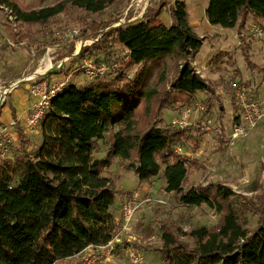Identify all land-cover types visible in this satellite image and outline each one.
<instances>
[{
	"label": "trees",
	"instance_id": "16d2710c",
	"mask_svg": "<svg viewBox=\"0 0 264 264\" xmlns=\"http://www.w3.org/2000/svg\"><path fill=\"white\" fill-rule=\"evenodd\" d=\"M121 1L59 0L40 8H29L21 0L0 4L18 17L19 34L26 28L46 30L73 9L102 14ZM165 13L170 26L162 20ZM206 15L211 25L236 29L242 39L249 19L257 20L264 32V0H210ZM35 37L31 32L22 39ZM202 46L186 4L163 3L150 8L141 21L110 29L83 47L80 61L99 64L98 57L104 55L110 73L83 86L69 84L52 99L47 119L56 120L58 129L51 140L44 138L33 157L13 111L20 150L13 159L0 160V264H56L113 241L120 230L113 215L118 189L105 174L115 159L140 183L163 174L165 191L185 207L207 205L220 213L213 228L184 231L161 224V245L155 251L164 264H264V198L238 195L219 183L186 190L195 160L177 152V146L190 138L194 127H172L162 116L166 109L193 105L200 93L207 95L209 113L214 93L191 66ZM116 47L123 56L113 59ZM223 57L219 53L213 61L219 65ZM100 143L107 153L96 159ZM248 214L258 217L254 228ZM183 238L191 239L194 247Z\"/></svg>",
	"mask_w": 264,
	"mask_h": 264
},
{
	"label": "rangeland",
	"instance_id": "374dc122",
	"mask_svg": "<svg viewBox=\"0 0 264 264\" xmlns=\"http://www.w3.org/2000/svg\"><path fill=\"white\" fill-rule=\"evenodd\" d=\"M21 1L29 8H40L54 5L59 0ZM174 1L178 0H147L146 2L122 0L102 14L95 15L73 9L72 12L61 14L51 21L46 30H41L40 27L30 30L26 28L19 34V23L14 28L5 11L0 8V36L7 39L0 49V90L2 88L4 91L2 95L5 96L8 89L14 87L11 83L15 80L30 79L28 83H25L30 88L33 82L44 79L48 64L52 67L46 72L56 71L61 67L60 74H65L68 84L77 86L88 84L89 80L86 79L81 68L83 61H80L76 55L81 42L90 41L94 44L110 29L141 21V15L147 7L146 13L150 8L156 10L163 3L170 5ZM164 18L168 20V13L164 15ZM256 21L249 19L247 22L245 33H243L246 43L242 41L236 29H230L231 31L227 32L222 41H217L219 34L215 35L214 32L207 30L201 32L202 35L199 37L203 39V46L204 44L205 46L191 62V66L214 93L215 101L209 108V113L206 114L207 95L204 93L198 95L204 109L196 108L193 103V105L177 106L163 111L165 123L172 127H178L175 124L177 119L189 111L187 128L194 127L189 132L191 141L181 142L177 146L180 153L195 160L189 169L186 190L198 185L219 183L231 187L238 195L248 196L251 199L264 198V117L260 122L262 124L259 123L260 126L251 131L249 136L232 143L229 137L232 134L230 131L232 132L233 119L230 112L233 107L226 103V100L232 97L231 83L240 81L251 89L264 114V70H254L250 65L251 63L264 69V34L258 35L257 29L260 26ZM94 24L97 26L96 30H93ZM66 27L81 29V41L78 40L75 44L72 40L62 37V31ZM216 28L221 29L218 26ZM31 32H36L35 38L22 39L23 35ZM243 43L249 48H244ZM219 52L226 53L228 56L221 58L222 62L216 65L212 57ZM246 53L249 54L248 59ZM118 56H123V52L116 47L113 49L111 58ZM98 58L100 63H103L106 57L101 55ZM91 60L95 62L94 59ZM182 63V61L179 63V68H182ZM110 70L111 67H109V73ZM60 74H48L47 79L55 80L57 77L54 75ZM23 86L24 84H21L18 87L23 88ZM31 108L32 100L29 113ZM20 129L26 133V139L29 141L28 152L33 157L41 148L44 138L49 141L56 134L58 122L47 119L46 112L36 131L27 130L25 122L23 126L20 125ZM100 146L99 152L94 156L96 159L105 157L107 153V146L103 143H100ZM19 148L18 143L9 152L8 159H13ZM120 163V159H115L113 166L105 174L112 178L118 189L115 213L122 212L125 198L133 191L141 192L143 198L150 200L139 210L138 221L134 222V233L140 236H135V240L122 236V243L115 242L105 249L89 248L86 252L57 264H87L94 257L98 259L90 264H135L133 260L138 255L143 259L139 264H164L161 255L155 251L161 245V224L167 223L184 231H191L200 226L210 228L218 226L220 213L207 205L199 208L185 207L176 195L167 193L163 174L151 182L140 183L134 173L121 167ZM260 201L263 200L260 199ZM247 218L249 227L254 228L258 217L248 214ZM131 230L132 228L123 235L133 236ZM150 237L153 238L150 239ZM182 241L191 248L194 247L191 239L183 238Z\"/></svg>",
	"mask_w": 264,
	"mask_h": 264
},
{
	"label": "built area",
	"instance_id": "2783aa9c",
	"mask_svg": "<svg viewBox=\"0 0 264 264\" xmlns=\"http://www.w3.org/2000/svg\"><path fill=\"white\" fill-rule=\"evenodd\" d=\"M0 8L5 11L9 22L14 26V28H16V25L18 24V17L14 14L13 10L6 5H1ZM257 33L259 36H263L264 34L261 28L257 29ZM62 37H64L66 40H72L75 44H77V41L82 37V32L79 28L66 27L62 31ZM5 41H7V39L0 36V49L3 47ZM90 44H92V42L90 43V41L81 42L80 51L83 47ZM78 54L76 53V55ZM81 68L86 79L89 80V82L95 81L99 77H104L109 72V67H107L106 64H97L91 59H85L82 63ZM60 70H62L61 67L56 71L44 74L46 75V77H43L44 79H38L34 83V86L31 88L30 98L32 100V108L31 113H29L25 121V128L27 130L31 132L37 130L39 123L44 118L46 112L50 109L52 99L60 94L69 85L68 78L64 75L58 76L57 79L48 83V74H60L58 73L60 72ZM25 79L28 78L21 79L20 81ZM231 87L233 90L232 97L226 100V103L233 107L230 112L232 115L231 118L233 119V124L231 132L232 134L229 137V140L234 143V141L239 140L240 138L249 136L251 131L256 129L259 123L263 120L264 114L262 113L260 105L256 100L253 92L250 88L248 89L245 83L234 81L231 83ZM194 105L198 109H204V105L202 101L199 100V97L196 98ZM175 124L176 126H178L176 128H187L189 125V111H187L180 119H177ZM18 131L19 130L16 122L9 123L0 131V160L8 159L9 157L7 156L9 152L13 149V147L16 146V144L19 143ZM177 152L180 153L178 148ZM149 202V199L143 198L141 192H131L130 195L125 198V201L122 205L121 218L119 220V232L116 234L113 241H111L108 245L97 247L96 249H105L111 244L115 243L117 239H120L122 234L129 231V229L132 227L133 223L136 220L138 211L144 206V204ZM88 249L89 248H87L86 250ZM86 250L84 252H86ZM97 259V257H94L92 260L88 261L87 264L93 263ZM142 260V257L138 255L134 257L133 261L135 264H139L142 262Z\"/></svg>",
	"mask_w": 264,
	"mask_h": 264
},
{
	"label": "crops",
	"instance_id": "0c3cea01",
	"mask_svg": "<svg viewBox=\"0 0 264 264\" xmlns=\"http://www.w3.org/2000/svg\"><path fill=\"white\" fill-rule=\"evenodd\" d=\"M178 1L184 2L186 4L188 12H189V22H191L190 25L194 28L195 33L197 35L201 36L202 35L201 32L207 30L209 32H214L215 35L219 34L220 36L217 37V39H218L217 41H219V40L222 41L223 38H225V36L227 35V32L231 31L230 29H224L221 27H220L221 29L218 30L216 28V26H213L209 23L208 17L206 15V11H207L210 0H178ZM174 3H175V1L172 2L170 5H174ZM147 8L142 13L141 19L146 14ZM164 15L162 16L163 22L166 25L169 24L167 26H170L171 25L170 17L167 20L166 18H164ZM204 46H205V44H204ZM204 46H202V48ZM219 53H223V52H219ZM219 53H217V54H219ZM217 54L215 53L214 56H216ZM223 54L225 56H228L226 53H223ZM214 56L212 57V61H213ZM61 75L62 74L54 75V76L58 77ZM63 75H65V74L63 73ZM29 80L30 79H28L27 81L21 82L18 85H14V82L16 81L15 80L14 82L11 83L14 87H11V89H8V92H6L5 96L2 95V93H4V91H2V88H1V90H0V124H1L0 131L2 130L3 127H5L9 123L15 122V121H17L19 123V125L23 126V124H24V122H25V120H26V118L30 112V107H31L30 90L34 86V83H35V82H33V84H31V86L29 88L27 86V84H25V83H28ZM48 80L49 79H47V81ZM53 80L54 79H52L51 81H53ZM51 81H48V83H50ZM21 84H24L23 88L18 87ZM13 111H15V121H14V117H13ZM260 124H262V123H260ZM230 133H231V131H230ZM185 141H191V136L189 139H187ZM116 201H117V199H116ZM113 212H114L113 213L114 218H115L116 222H118V224H119V220L121 218V213L120 214H119V212L115 213V206L113 207ZM138 213H139V211H138ZM138 213H137V215H138ZM137 215H136V220H135L136 222L138 221ZM134 226H135V223H133V225L131 227L132 228L131 233L133 234V236H124L123 235L124 233L122 234V236L124 238H128L129 240H135L136 239L135 236L139 237L140 235H136L134 233L135 232ZM122 236L120 239H117L115 242L122 243V238H123ZM152 238L153 237H150V239H152Z\"/></svg>",
	"mask_w": 264,
	"mask_h": 264
},
{
	"label": "bare ground",
	"instance_id": "6f19581e",
	"mask_svg": "<svg viewBox=\"0 0 264 264\" xmlns=\"http://www.w3.org/2000/svg\"><path fill=\"white\" fill-rule=\"evenodd\" d=\"M139 1H142V2L145 1V2H146L147 0H139ZM79 47H80V48H78L77 54L79 53V51H80V49H81V44H80ZM51 67H52L51 64H48L45 70L48 71ZM46 71H45V74L53 72V71H49V72H46ZM39 73H40V72H39ZM19 81H20V80L15 81V82H14V85H17L18 83L22 82V81H20V82H19Z\"/></svg>",
	"mask_w": 264,
	"mask_h": 264
}]
</instances>
